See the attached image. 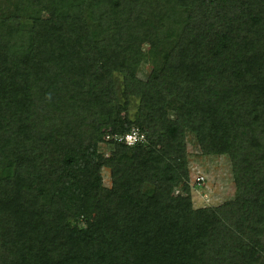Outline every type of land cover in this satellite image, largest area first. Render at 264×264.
<instances>
[{"label": "trees", "instance_id": "trees-1", "mask_svg": "<svg viewBox=\"0 0 264 264\" xmlns=\"http://www.w3.org/2000/svg\"><path fill=\"white\" fill-rule=\"evenodd\" d=\"M0 264H264V0H0Z\"/></svg>", "mask_w": 264, "mask_h": 264}, {"label": "rangeland", "instance_id": "rangeland-1", "mask_svg": "<svg viewBox=\"0 0 264 264\" xmlns=\"http://www.w3.org/2000/svg\"><path fill=\"white\" fill-rule=\"evenodd\" d=\"M149 69V64L144 63L138 75L144 77ZM186 163L188 167V184L193 207L216 205L231 198L234 194V185L231 179L229 160L225 155H203L199 152L194 137L189 133L185 136ZM109 146L101 145V151L107 153ZM203 180L198 186L192 184L196 176ZM102 182L109 185L108 172L101 170ZM176 192H179L177 188Z\"/></svg>", "mask_w": 264, "mask_h": 264}, {"label": "built area", "instance_id": "built-area-1", "mask_svg": "<svg viewBox=\"0 0 264 264\" xmlns=\"http://www.w3.org/2000/svg\"><path fill=\"white\" fill-rule=\"evenodd\" d=\"M104 138L105 140L111 138L115 142H122L126 145H132L144 140L143 134H141L137 128H131L129 131L121 135H113L111 137L106 135ZM194 180L201 182L203 180V177L198 175L194 178Z\"/></svg>", "mask_w": 264, "mask_h": 264}]
</instances>
